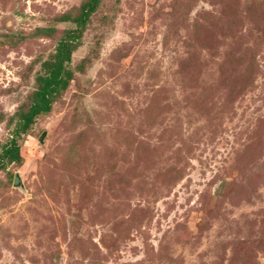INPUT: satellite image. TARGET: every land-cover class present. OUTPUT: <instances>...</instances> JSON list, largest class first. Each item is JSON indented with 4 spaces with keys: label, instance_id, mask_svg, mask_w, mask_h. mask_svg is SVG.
<instances>
[{
    "label": "rangeland",
    "instance_id": "obj_1",
    "mask_svg": "<svg viewBox=\"0 0 264 264\" xmlns=\"http://www.w3.org/2000/svg\"><path fill=\"white\" fill-rule=\"evenodd\" d=\"M86 2L0 0V264H264V0H99L22 132Z\"/></svg>",
    "mask_w": 264,
    "mask_h": 264
},
{
    "label": "trees",
    "instance_id": "obj_2",
    "mask_svg": "<svg viewBox=\"0 0 264 264\" xmlns=\"http://www.w3.org/2000/svg\"><path fill=\"white\" fill-rule=\"evenodd\" d=\"M98 1L87 0L81 9L79 17L73 21L78 28L73 32L72 37L68 36L59 41L53 61L44 64L45 73L36 78L38 86L32 94L28 110L21 114L19 129L22 132H25L31 126L36 116L48 113L53 97L67 87L71 79V73L65 70L64 64L70 61L71 52L76 46L74 40L78 38L88 17L96 9ZM20 160L19 146L16 140L11 139L2 148L0 165L4 163H19Z\"/></svg>",
    "mask_w": 264,
    "mask_h": 264
},
{
    "label": "water",
    "instance_id": "obj_3",
    "mask_svg": "<svg viewBox=\"0 0 264 264\" xmlns=\"http://www.w3.org/2000/svg\"><path fill=\"white\" fill-rule=\"evenodd\" d=\"M20 183L19 177L18 175H14L13 177V184L14 185H18Z\"/></svg>",
    "mask_w": 264,
    "mask_h": 264
}]
</instances>
